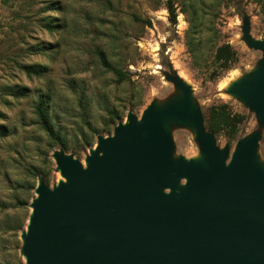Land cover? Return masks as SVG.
Here are the masks:
<instances>
[{"label":"rangeland","instance_id":"rangeland-1","mask_svg":"<svg viewBox=\"0 0 264 264\" xmlns=\"http://www.w3.org/2000/svg\"><path fill=\"white\" fill-rule=\"evenodd\" d=\"M165 3L0 0V264H23L19 235L37 180L53 187L61 179L53 153L62 151L84 165L97 136L112 135L127 115L139 118L149 105L165 110L180 101L177 80L189 86L205 131L218 149H228L227 160L239 141L255 134L256 163L264 167V122L227 92L264 68L263 53L246 40L264 42V0H173L174 24ZM223 44L236 56L228 69L214 59ZM102 59L122 71L123 80L117 82ZM21 66H38L43 73L27 76ZM20 91L23 96L11 95ZM41 94L50 97L53 137L34 113ZM222 106L242 121L234 130L223 123L210 131L211 110ZM164 127L173 161L201 160L191 126L167 119Z\"/></svg>","mask_w":264,"mask_h":264},{"label":"water","instance_id":"water-1","mask_svg":"<svg viewBox=\"0 0 264 264\" xmlns=\"http://www.w3.org/2000/svg\"><path fill=\"white\" fill-rule=\"evenodd\" d=\"M263 53L264 42L246 36ZM165 110L127 115L110 136H97L84 165L64 152L52 159L61 179L37 180L25 229L23 264H264V167L257 135L229 159L205 131L190 88ZM227 92L264 122V68ZM191 126L201 160L170 156L165 120ZM184 180L182 187L178 181Z\"/></svg>","mask_w":264,"mask_h":264},{"label":"trees","instance_id":"trees-1","mask_svg":"<svg viewBox=\"0 0 264 264\" xmlns=\"http://www.w3.org/2000/svg\"><path fill=\"white\" fill-rule=\"evenodd\" d=\"M165 5H166V11L168 13V19L172 24H174L176 22V11H175L173 0H166ZM135 20H138V19L135 17ZM45 27L51 28V25L46 24ZM187 44L189 45L190 50L193 51L194 46H195L194 42L192 40H189ZM214 59L218 63L219 68L228 69L231 66V63L235 61L236 56H235V52L231 49L229 44H223L216 48L215 53H214ZM101 63L105 68L113 72V74L117 77V82L123 80L124 74L122 73V71H120L119 69L115 67H111V65H109L104 59H102ZM21 70L27 76H39L43 73V70L41 69V67H38V66H21ZM11 95L15 97H20L24 95V91H20L17 93H11ZM49 101H50V97L48 94H41L39 98L37 99V104H36L34 113L37 118V123L40 125L41 129L44 130L48 134L49 137H53L54 130L52 127V123L50 121L49 113L47 112V109H46ZM223 108L224 107L222 106V107L213 108L211 110L214 112H212L213 114H211L210 116V121L208 125V128L210 131H215L212 125L218 126L223 123H227V125L230 128H232V130H234L235 124L240 123L242 121V117H237V116L230 117L229 114L226 111H224ZM113 113L114 112H111V115H114ZM213 118L214 119L216 118L217 119L216 121L218 122H215ZM96 134H99V133H96ZM89 145H90V142H88L86 146H89ZM22 228L23 226L18 227L17 230L21 231ZM18 264H21V263H18Z\"/></svg>","mask_w":264,"mask_h":264}]
</instances>
